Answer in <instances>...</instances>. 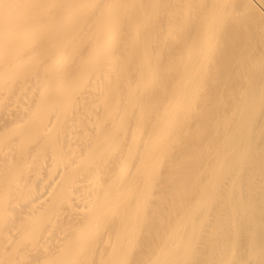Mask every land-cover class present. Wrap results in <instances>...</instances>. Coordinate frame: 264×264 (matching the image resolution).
<instances>
[{
	"label": "bare ground",
	"instance_id": "bare-ground-1",
	"mask_svg": "<svg viewBox=\"0 0 264 264\" xmlns=\"http://www.w3.org/2000/svg\"><path fill=\"white\" fill-rule=\"evenodd\" d=\"M2 234L3 264H264V0H0Z\"/></svg>",
	"mask_w": 264,
	"mask_h": 264
},
{
	"label": "rangeland",
	"instance_id": "rangeland-1",
	"mask_svg": "<svg viewBox=\"0 0 264 264\" xmlns=\"http://www.w3.org/2000/svg\"><path fill=\"white\" fill-rule=\"evenodd\" d=\"M11 236H9V235H5V234H2L1 235V240H0V244H1V242L2 243H4V242H6L5 244H1V246L3 245V247H6V246H9L12 242H11V238H10ZM8 238V239H7ZM4 241V242H3ZM10 242V243H9ZM21 261V260H20ZM16 262V263H20V264H22V262ZM16 263H13V264H16ZM0 264H3V260L2 259H0Z\"/></svg>",
	"mask_w": 264,
	"mask_h": 264
}]
</instances>
